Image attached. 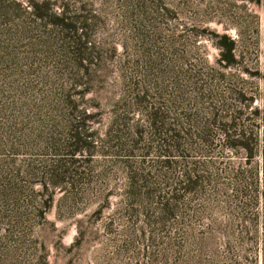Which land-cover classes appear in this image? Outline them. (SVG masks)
Returning <instances> with one entry per match:
<instances>
[{"label":"rangeland","instance_id":"rangeland-1","mask_svg":"<svg viewBox=\"0 0 264 264\" xmlns=\"http://www.w3.org/2000/svg\"><path fill=\"white\" fill-rule=\"evenodd\" d=\"M31 2L77 32L0 0V264H264V0Z\"/></svg>","mask_w":264,"mask_h":264},{"label":"trees","instance_id":"trees-1","mask_svg":"<svg viewBox=\"0 0 264 264\" xmlns=\"http://www.w3.org/2000/svg\"><path fill=\"white\" fill-rule=\"evenodd\" d=\"M247 1L259 3L261 0H247ZM30 3L32 5V9H33L32 13H33V16H35V18H38V19L42 20L44 23L46 21H48L51 24H53L54 26H59L64 31H69L70 35L72 33L74 34V33L77 32V27L75 25L67 23L66 14L69 13L67 5L63 4V7H65L64 8V12H62V14L60 16H56L54 13H49L48 12V3L46 4V2H43V3H41V5H38V4H35L34 2H31V0H30ZM263 7H264V4H263ZM70 20H71V17H70ZM224 38H226V37L223 36L222 39H224ZM224 40L219 42L217 44V46L219 47L220 50H221V48H224L225 50L230 51L231 48H232L231 45L226 43ZM77 46L78 47L79 46L82 47V45H80V43H78ZM222 59L224 61L226 60L225 62L228 64V66L230 65L229 59H228V57H226V54L222 55ZM262 150H263V157H264V145L262 147ZM262 159H263V166H264V158H262ZM56 177H58V176L56 175ZM239 177H240V178H238V181H239L238 183L240 185L239 188H238L239 191L247 189L248 187H250L252 185V182H253L252 177H249V179H250L249 183H245L246 180H245V176L243 174H240ZM57 183L58 182H56V181L55 182H51V185L54 186V185H57ZM246 185H248V187H246ZM263 186H264V181H263ZM263 189H264V187H263ZM247 192H248V190H247Z\"/></svg>","mask_w":264,"mask_h":264}]
</instances>
